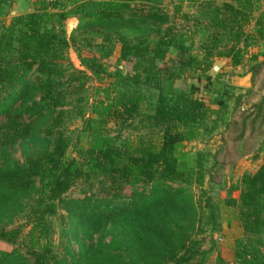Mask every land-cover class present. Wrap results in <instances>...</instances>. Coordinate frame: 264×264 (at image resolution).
<instances>
[{
    "label": "trees",
    "instance_id": "trees-1",
    "mask_svg": "<svg viewBox=\"0 0 264 264\" xmlns=\"http://www.w3.org/2000/svg\"><path fill=\"white\" fill-rule=\"evenodd\" d=\"M7 1L0 0V15ZM182 1L169 2V11L163 0H79L64 12L37 0L9 26L0 21V240L16 244L24 235L25 248L0 250V264H188L199 252L204 229L189 189L201 187L202 172L176 152L215 130L217 122L207 131L205 120L219 113L194 97L197 86L188 92L176 82L214 57L238 66L240 44L264 42V11L260 0H196L192 12L182 11ZM70 17L78 25L67 37L63 23ZM95 37L100 44L93 47ZM115 43L131 70L89 102L81 95L91 78L86 72L101 70L93 53L105 58L103 47ZM216 102L223 106L222 98ZM72 113L84 125L75 136L62 127ZM109 124L162 130L161 145L157 151L116 145L105 132ZM74 187L81 196L68 198ZM233 191L238 199L206 200L210 230L225 219L237 221L244 235L264 232V159ZM59 212L70 239L54 253L48 218ZM22 215L27 224L15 225ZM235 257L236 264H264L244 245ZM217 264L226 263L218 256Z\"/></svg>",
    "mask_w": 264,
    "mask_h": 264
},
{
    "label": "rangeland",
    "instance_id": "rangeland-1",
    "mask_svg": "<svg viewBox=\"0 0 264 264\" xmlns=\"http://www.w3.org/2000/svg\"><path fill=\"white\" fill-rule=\"evenodd\" d=\"M37 0H8L0 15L7 27L13 18L23 12H28L32 8V2ZM56 2L57 9L69 11L79 0H46ZM166 6L163 9L172 10L169 2L175 0H163ZM196 0H183L182 11L192 12V4ZM218 4L221 0H215ZM229 1V0H226ZM50 3V2H49ZM259 9L264 11V0H260ZM259 13L251 14L252 22L248 30L253 31L254 18ZM66 36L76 29L78 20L74 17L67 18L64 23ZM93 47L100 44V38L95 37ZM199 36L194 37V54L198 51ZM257 41V42H256ZM250 41L247 45L240 44V64L234 66L229 59H218L214 57L210 63L203 65L200 70L180 77L176 82V87L183 91H190L192 86H197L199 93L194 97L202 100L211 110H217L219 117L209 114L206 124L207 131L216 121L218 127L210 133H204L201 138L191 142H185L177 149L176 155L183 157L182 162L188 164L190 168L200 169L202 174V185H192L189 192L194 197L200 215L199 224L203 227V235L199 246V252L188 262V264H217L219 256L226 264H236V252L244 245L256 249L261 259L264 260V232L259 235H244L239 223L233 220H219L217 231H211L207 224V211L205 203L207 199H238L239 191L231 192L233 187L239 185L242 176L252 174L260 166L264 159V42L260 39ZM103 53L107 57L101 58L99 53H93L99 60L101 70L91 74L90 80L86 84L87 92L84 95L89 102L94 98V93L102 91L117 76H123L131 70V64L123 62L119 58V44L104 46ZM84 54H87L84 51ZM201 57V53H197ZM68 57L73 65L79 66L76 53L69 49ZM255 57V59H253ZM221 63L215 75L211 78L213 82L207 83L205 77L211 72L215 63ZM212 63V64H211ZM120 71V72H119ZM76 96L70 101L66 109L68 111L76 103ZM222 98L223 106L217 104V99ZM88 115H86L87 117ZM242 123L244 124L243 131ZM67 134L75 136L84 128L81 118H74L73 113L67 115L62 126ZM106 134L114 140L116 145H128L134 148H146L150 151H157L162 142V130L160 131H133L131 128L109 124L105 129ZM81 142L86 144L89 141V133L84 131ZM242 134V137L238 135ZM258 153V157L253 161L252 157ZM71 157H76L75 152L69 151ZM15 157H19V152L15 151ZM80 161V159H79ZM201 167H200V166ZM129 192V191H127ZM80 193L77 187L69 191L67 197L78 198ZM61 215V216H60ZM65 214L59 212L58 215L48 218L51 228L49 243L52 251L60 252L64 247L65 240L70 239V234L65 237L62 232L67 226L64 218ZM27 219L24 215L18 217L15 225H25ZM26 232H24L25 234ZM24 236V235H23ZM19 238L16 244H10L0 240V250L9 252L19 249L25 253L24 238ZM70 248L76 250L74 241L70 240ZM203 252L204 254H201Z\"/></svg>",
    "mask_w": 264,
    "mask_h": 264
},
{
    "label": "water",
    "instance_id": "water-1",
    "mask_svg": "<svg viewBox=\"0 0 264 264\" xmlns=\"http://www.w3.org/2000/svg\"><path fill=\"white\" fill-rule=\"evenodd\" d=\"M220 65H221V63H219V62H217L213 65V68H212L211 72L209 73L210 78H212L215 75V73H216V71Z\"/></svg>",
    "mask_w": 264,
    "mask_h": 264
},
{
    "label": "crops",
    "instance_id": "crops-1",
    "mask_svg": "<svg viewBox=\"0 0 264 264\" xmlns=\"http://www.w3.org/2000/svg\"><path fill=\"white\" fill-rule=\"evenodd\" d=\"M263 50H264V47H263Z\"/></svg>",
    "mask_w": 264,
    "mask_h": 264
}]
</instances>
